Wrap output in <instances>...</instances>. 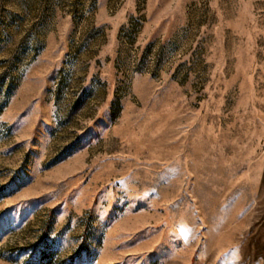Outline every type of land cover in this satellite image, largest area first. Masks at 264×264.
I'll return each mask as SVG.
<instances>
[{
    "label": "rangeland",
    "instance_id": "1",
    "mask_svg": "<svg viewBox=\"0 0 264 264\" xmlns=\"http://www.w3.org/2000/svg\"><path fill=\"white\" fill-rule=\"evenodd\" d=\"M0 264H264V0H0Z\"/></svg>",
    "mask_w": 264,
    "mask_h": 264
},
{
    "label": "built area",
    "instance_id": "2",
    "mask_svg": "<svg viewBox=\"0 0 264 264\" xmlns=\"http://www.w3.org/2000/svg\"><path fill=\"white\" fill-rule=\"evenodd\" d=\"M138 22H141L138 17L132 16L131 23L130 24H136ZM177 36V35H176ZM173 47H175V54L178 57L177 53V42H173ZM172 50L173 48H169L167 39L165 40H159L158 42H153L150 47V53L147 56L148 64H147V75L149 76H157L162 73V69L165 68V64L167 66V63H165V53L167 50ZM175 57V58H176ZM135 64L134 62L132 65Z\"/></svg>",
    "mask_w": 264,
    "mask_h": 264
},
{
    "label": "crops",
    "instance_id": "3",
    "mask_svg": "<svg viewBox=\"0 0 264 264\" xmlns=\"http://www.w3.org/2000/svg\"><path fill=\"white\" fill-rule=\"evenodd\" d=\"M133 6L134 7H132V9L129 12V14H130L129 17L130 16H135L137 14L136 13V7H135L134 3H133ZM159 12H161V11H158L157 10V5L155 3H153V1H150V2L148 1V3H147V9H146V15H147L148 22H149V28H151V23H153V21H160L161 20L160 16L158 15ZM124 20H125V12L120 13L117 16V18H114L111 21H108L111 24L112 31L113 32H118L119 29H120V26L124 22ZM156 30L157 29H152V30L150 29V31L148 30V32L150 34L149 37H151L152 35H154L155 33H157Z\"/></svg>",
    "mask_w": 264,
    "mask_h": 264
}]
</instances>
